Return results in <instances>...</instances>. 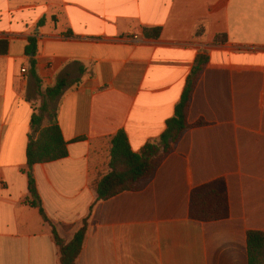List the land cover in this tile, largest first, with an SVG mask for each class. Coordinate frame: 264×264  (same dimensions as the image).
Segmentation results:
<instances>
[{"label":"crops","instance_id":"obj_1","mask_svg":"<svg viewBox=\"0 0 264 264\" xmlns=\"http://www.w3.org/2000/svg\"><path fill=\"white\" fill-rule=\"evenodd\" d=\"M0 40L9 43L0 56V264H61L51 229L26 204L24 173L39 90L60 79L69 86L55 110L69 155L33 174L62 239L89 218L76 264H249L247 236L264 232V0H0ZM200 54L209 63L188 122L205 124L186 131L142 191L96 202L112 139L124 131L134 153L158 141ZM217 181L229 217L192 220V192Z\"/></svg>","mask_w":264,"mask_h":264},{"label":"trees","instance_id":"obj_2","mask_svg":"<svg viewBox=\"0 0 264 264\" xmlns=\"http://www.w3.org/2000/svg\"><path fill=\"white\" fill-rule=\"evenodd\" d=\"M205 29L197 31V37H203ZM148 38L158 39L160 29L145 30ZM222 38H218L220 41ZM9 43L0 40V56L7 55ZM31 60V75L38 79L35 58L38 55L36 39L29 40L26 50ZM209 58L200 54L195 60L194 68L187 79L186 86L179 104L175 108V115L167 122L165 132L154 143L147 144L140 153H134L129 138L124 131H120L111 141L110 173L95 187L96 202L109 201L123 193H138L142 191L155 177L163 160L172 153L174 146L180 142L183 135L191 128L203 126V121L191 126L188 118L197 83L203 74ZM66 79H60L45 91L39 90L43 100L40 113L32 116L33 135L27 149V170L29 196L26 204L39 211L44 223L51 229L59 250L61 264H76L83 250L89 226V218L83 221L82 228L74 238L67 242L58 234V227L46 214L37 183L33 174L36 165L48 164L64 160L68 157V146L61 129L57 124L56 110L52 107L68 88ZM48 119V120H47ZM47 126L44 127V123ZM229 203L226 185L217 181L194 190L191 194L189 214L194 221L203 223L223 221L229 217ZM249 264H264V232H250L247 236Z\"/></svg>","mask_w":264,"mask_h":264},{"label":"built area","instance_id":"obj_3","mask_svg":"<svg viewBox=\"0 0 264 264\" xmlns=\"http://www.w3.org/2000/svg\"><path fill=\"white\" fill-rule=\"evenodd\" d=\"M27 71L25 69L22 70V73L25 74Z\"/></svg>","mask_w":264,"mask_h":264},{"label":"rangeland","instance_id":"obj_4","mask_svg":"<svg viewBox=\"0 0 264 264\" xmlns=\"http://www.w3.org/2000/svg\"><path fill=\"white\" fill-rule=\"evenodd\" d=\"M42 104H43V101H42V103H41V107H42ZM52 107L55 109V104H54Z\"/></svg>","mask_w":264,"mask_h":264}]
</instances>
